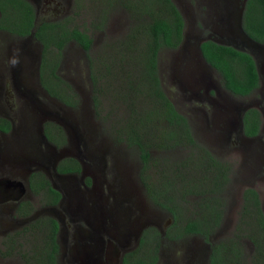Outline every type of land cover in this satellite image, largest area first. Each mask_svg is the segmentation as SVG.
<instances>
[{
    "label": "rangeland",
    "instance_id": "obj_1",
    "mask_svg": "<svg viewBox=\"0 0 264 264\" xmlns=\"http://www.w3.org/2000/svg\"><path fill=\"white\" fill-rule=\"evenodd\" d=\"M29 1L36 19L66 18L68 24L84 29L92 39L86 52L71 40L59 54L52 50L45 54L49 63H55L58 83L51 85L58 93L52 94L41 82V77H54L48 69L39 68L40 42L0 30V116L12 123L9 136L0 133V150L10 152H0V160L16 155L25 167H42L34 159L35 154L3 146L9 143L13 133L36 139L34 143L44 149V141H38L40 133L46 130L51 143H55L54 151L77 154L85 164L76 176L60 178L62 198L51 208H45L39 193L28 198L32 214L52 215L58 221L56 264H121L122 255L136 248L144 229L149 231L138 255L147 254L148 246L154 245L153 229L160 235L157 258L151 264H206L208 246L199 235L169 237L166 234L173 216L145 195L139 176L138 152L122 136L124 130L120 126L126 124L132 107L135 109L140 104L147 107L152 99L134 91L131 86L135 83L134 74L128 69L127 74L122 71L130 53L122 49L116 52L119 42L133 32L132 10L125 5V0ZM129 1L140 8L148 2ZM173 1L184 17V39L175 48L159 49L157 70L162 90L187 118L195 141L206 147L226 170L218 191L221 220L214 240L233 230L244 187L251 186L257 191L264 213V54H254L258 86L253 91L233 95L221 84L219 88V74L211 72L200 58L193 38L210 35L230 41L233 40L230 29H222L217 20V23L212 20L209 10L213 7L209 3L213 0ZM109 60L115 63L107 70ZM64 95L69 97L67 102L62 99ZM246 106L259 111V129L253 136H245L240 130V111ZM153 118L151 114L144 121ZM152 127L148 130L151 138L155 126ZM150 152L154 164L149 172L156 181L166 173L163 170L168 162L179 163L195 151L187 144L181 149L151 148ZM85 155L91 156V160ZM54 160L51 158L45 163V171ZM183 169L181 166L180 170ZM2 175L8 172H0V178ZM81 180L87 181L88 186L84 187ZM52 183L57 185L54 180ZM194 198L183 196L178 219L192 214ZM8 202L9 198L0 200V264H29L23 260L22 251L26 254L38 245L41 232L27 229L21 235L15 234L27 224L13 218ZM11 235H15L13 241ZM242 241L243 250L250 252V243L246 239Z\"/></svg>",
    "mask_w": 264,
    "mask_h": 264
},
{
    "label": "trees",
    "instance_id": "obj_2",
    "mask_svg": "<svg viewBox=\"0 0 264 264\" xmlns=\"http://www.w3.org/2000/svg\"><path fill=\"white\" fill-rule=\"evenodd\" d=\"M124 3L132 10L135 24L131 35L119 42L116 52L122 49L124 53H130L126 68L122 71L127 74L125 71L128 69L134 74L135 83L131 85L134 91L152 98L147 107L143 104L135 109L132 107L126 124L122 123L120 126L124 130L122 136L126 143L134 144L138 152L141 163L139 176L145 195L172 214L174 220L165 230L169 237L192 233L199 235L208 244L206 264H264V213L258 193L251 186H246L242 190L238 215L231 233L219 239H212L221 220L218 191L226 170L206 147L195 141L187 118L174 107L160 85L157 54L162 47L175 48L179 45L183 36V15L173 0H148L141 8L134 1L125 0ZM67 21L66 18L35 20L34 7L29 0H0V29L19 36H28L32 31L31 37L40 42L42 48L39 68L41 71L48 69L49 74L54 77L47 76L46 79L41 77V82L52 94L58 93L51 85L58 83L55 80L57 77L54 73L55 63H49L45 54L51 50L59 54L63 45L71 40L86 52L92 42L84 29L73 23L68 24ZM241 26L250 38L264 42V0H244ZM198 47L204 61L219 73L222 87L231 94L246 95L258 86L256 64L246 50L210 38L199 42ZM132 50L135 51L134 55ZM119 57L122 58L120 54ZM109 61L111 62L106 66L107 70L115 63L113 60ZM91 79H94L93 75ZM63 83L69 88L67 83ZM60 95L62 96L59 93ZM64 97L62 99L67 102L69 97L67 95ZM151 114L154 117L153 121H144ZM130 118L132 120H129ZM241 124L243 134L255 135L259 129L257 108L247 107L241 113ZM9 126V120L0 116V129L7 130ZM152 126L155 128L151 138L148 130ZM45 134L51 138L46 130ZM187 144L195 152H189V155L179 163L168 162L163 170L166 173L161 178H157L156 181L151 178L149 169L154 164L151 148L181 149L187 147ZM70 160L66 164L59 163L57 170H78L79 164L76 160L72 158ZM181 166H184L183 170H180ZM33 175L37 176L39 186L47 195H51L47 202L55 203L59 192L49 184L41 172L32 173L30 181ZM31 189L37 193L39 188L31 185ZM184 195L195 197V208L190 216L178 219L182 209L180 201ZM30 209L31 204L27 200L18 206L20 214L30 212ZM27 229L41 232V237H35L40 243L32 246L28 253L22 251L23 260L29 264H56V220L50 215L37 216L15 234L21 235ZM148 231L147 229L142 231L135 249L122 255L121 264H151L156 260L160 235L154 229L151 232L154 245L148 246L147 254L138 255ZM13 237L15 235L10 236L12 241ZM243 239L251 245L248 253L242 248ZM9 246L11 248L13 243Z\"/></svg>",
    "mask_w": 264,
    "mask_h": 264
},
{
    "label": "flooded vegetation",
    "instance_id": "obj_3",
    "mask_svg": "<svg viewBox=\"0 0 264 264\" xmlns=\"http://www.w3.org/2000/svg\"><path fill=\"white\" fill-rule=\"evenodd\" d=\"M0 30H2V29H0ZM183 39H184V36H182L181 41ZM202 40L203 39H201V36H198L195 39L193 38L194 43L196 42V50H198L197 44L199 42H201ZM198 55H199V52H198ZM208 68L210 69L211 72L212 71H214L215 73L217 72L215 70V68H213L209 64H208ZM220 84L221 83H218L219 88H220ZM218 86H217V88H218ZM247 107H251V106L243 107L240 111V117H241V113ZM262 107L264 108V103L262 104ZM9 122H10V126L7 130H1L0 129L1 134H5V135L7 134L9 136V133H11V130H12V123L10 120H9ZM240 123H241V121H240ZM240 125H242V124H240ZM240 130L242 132L241 126H240ZM242 134H243V132H242ZM243 135H245V134H243ZM40 136L42 139L39 138L38 143L41 141H44L43 142V144H45L44 149H41L40 144L34 143L36 141V139H31L30 137H25V136L24 137L15 136V134H13V133L10 135L9 143H6L3 147L7 148V145H8V147L13 149L14 151L23 150L26 153L29 152V154H35L37 157L35 156L34 159L42 167H40L38 165H34V166H30V167H29V165H27L25 167V165H23L22 162L17 161L16 155H12L13 158L12 159L9 158V160L5 157H3L2 160H0V172H8V175H2L0 178V200L4 199V198H9L10 202H8L7 206H8V208L10 207V209L12 208L13 215H14L13 218L14 219L20 218L22 223H24V221H25L24 224L29 223L35 217L40 216V214L44 215L43 213L32 214L31 213L32 209H30V212H27L25 214L24 213L20 214L18 212V206L20 205V203L22 201H26V200L28 202H30L28 198H30L31 196H34L35 192L31 189V185L33 187L37 186L39 188L37 193H39V195L43 197V202L45 203V208L46 207L51 208L55 203L59 202V200H61V198H62V192H60V185L63 182L60 180V178H67V177H71V176L73 177L74 175L76 176L78 173H81L83 171V168L85 167V164L82 162L81 157H79L77 154L54 151L55 150V143L54 144L51 143L52 140L45 134V132L40 133ZM49 136H50V134H49ZM0 152L7 153L9 151L0 150ZM53 152H56V153H53ZM2 155L4 156V154H1V156ZM85 156H86V159L91 160V156H88V155H85ZM51 158L55 159L53 162V165L50 167V169H48V171H45V169L43 167L46 166L45 163L46 162L48 163L49 159H51ZM71 158L76 160V162L79 164L78 170H76V169L62 170V171L57 170V165L59 163L60 164H66L67 162L71 161L70 160ZM36 172H41L47 178V180L49 181V184L59 192V197L55 203L47 202V200H49L51 198V195H47V193L44 191V189L39 186L38 179H36L37 178L36 175H33L31 177L32 179L30 181L31 174L36 173ZM16 173L19 174V176H17ZM6 179L12 180L13 183H11V185L9 184L8 186H6L5 185ZM53 180L56 181L57 185H54L52 183ZM59 182L61 184H59ZM82 182L84 184V187L88 186L85 183L87 181L83 180ZM70 194H73V191ZM52 217L57 222V229L55 232V240L57 242L58 241L57 234H58L59 226H58L57 219L54 216H52ZM105 217H106V215H105ZM207 246H208V244H207ZM57 251H58V243H57Z\"/></svg>",
    "mask_w": 264,
    "mask_h": 264
},
{
    "label": "water",
    "instance_id": "obj_4",
    "mask_svg": "<svg viewBox=\"0 0 264 264\" xmlns=\"http://www.w3.org/2000/svg\"><path fill=\"white\" fill-rule=\"evenodd\" d=\"M244 0H213L209 4L213 7L212 11L209 10V13L213 15V21L219 24L222 29L224 27L230 29V33L232 35L233 40H224L219 37H214L210 35L201 36V39H213L219 43L229 44L238 49L246 50L251 54L255 61L254 54L256 53H263L264 54V42H257L250 38L241 26V12L243 8ZM211 9V8H210ZM209 20V19H208ZM217 20V22H216ZM229 31V30H228ZM32 31L28 35L31 37ZM199 43L197 44L198 47ZM197 52H199V56L204 61L199 47ZM256 64V62H255ZM257 68V65H256ZM239 120L241 121V117L239 116ZM12 180H5V185H11ZM18 183V182H17Z\"/></svg>",
    "mask_w": 264,
    "mask_h": 264
}]
</instances>
